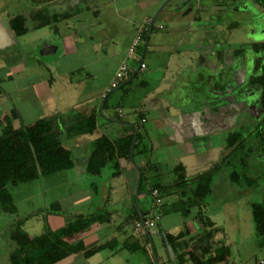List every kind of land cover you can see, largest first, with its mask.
Instances as JSON below:
<instances>
[{"label":"crops","instance_id":"crops-1","mask_svg":"<svg viewBox=\"0 0 264 264\" xmlns=\"http://www.w3.org/2000/svg\"><path fill=\"white\" fill-rule=\"evenodd\" d=\"M164 1L165 0H113V5L116 6V17L122 20L123 23L131 25L130 29L124 33L127 42L122 49L119 47V42L122 43V41L118 39L119 32L117 28L118 24L116 22H114L113 30L115 31V36L112 37L110 43L108 42L105 44L99 32L96 31L97 28H99V25L103 26L102 21L105 15L101 7H99L94 12L82 14L79 23L75 22L72 18V15H70L68 18H61L60 21L57 19L55 22L52 21V23L49 24L50 21L48 20L51 19V15L49 16L47 23H45L49 25L41 29H33L35 32L37 31L39 33L41 31L47 32L43 41H46V43H49V45L51 44V46L46 48V45L44 50L48 49V51H45V53L43 52L41 55L51 56L49 59H37L35 60L36 62H34L35 64L33 66L30 65L28 67L26 64L15 63L12 61L19 55H16L17 53L0 56V83L10 82L13 84L15 88L14 92L18 93L16 95V98L18 99L17 102H19V104H21L23 107H27V113L31 112V109L34 105L30 99L31 97H23V95H20V93L23 94V92L29 88H31V91L32 89L35 90V100L39 102L38 106L43 110L42 116L49 121L52 130L60 135L62 141L61 147L65 146L67 149L72 151L74 167L59 171L57 173H70L68 174V179H71L73 176L77 177L79 175H82L83 178H86V176L88 177L87 174H90L92 176V180L89 179V181H91L90 185L95 186V191L99 190L100 187H105L107 190L108 195L101 196L98 207L96 208L97 212L95 213H99V210L104 208L103 212L95 214L90 213L89 208L85 209L83 207H78L76 210H79L80 212H72L68 217L70 221H75L80 217H88L95 214L93 216H98L100 219L92 223L81 233H77L68 238H63L59 241L61 246L82 242L87 249L69 255L65 259L55 264H90V259H96L105 251H109V253L104 254V259L102 258L100 261L93 264H114L117 255L122 257L118 264H133L131 258L135 253L140 251H143V253L148 256L149 247L147 240L149 237L145 230L138 231L137 228H135L137 223L141 222L140 215L139 219H137L136 213L138 214L139 212L143 211L145 212V215L143 216L150 214L149 212L151 209L148 210L147 208L141 207L140 202L143 199L148 200V196L152 194L150 191L151 186L155 184H161L163 186L161 192L166 190L170 194L173 191L175 192L174 195L173 193L171 194V199L173 200L172 208H174L175 211L172 212L171 209H169V206H166V212H164V209H162L163 215L161 220L163 225L161 228L158 225V229L153 233L154 237L158 236L160 238L162 250L163 253H165L163 254V257H160L157 254L155 243L153 242L155 250L154 256L155 258H157V256L159 258V260H156V264H168L170 253L168 251L166 240L169 241V244L173 248L174 262H179V264H193V261H191L190 258L191 255L195 253L192 248H196L198 245V241L194 238V236L198 233V228H200L197 227V225L200 226L198 222L202 220L197 217V213L195 215H193V213L197 209L198 216L201 217L199 212L200 209H204V207L199 208L196 206L189 208V212H187V214L186 211L184 213L180 210H183V202L186 200V197H190L192 195L194 188L187 189V185L177 190L174 189L175 187L170 188L174 182L163 183L159 181L158 183L150 184L151 179L147 176L149 169L154 165L158 167L161 164V160L157 162L152 160H150L151 162H147V160H145L139 165L135 163L136 156H141L142 154L149 152L153 153L158 149L161 150L163 147H167L169 150L170 148H178L182 150V147L185 145L184 142L188 140V138L182 139L178 136H175L174 134H171L169 130L173 131V129L168 126L169 119L181 116L183 117L185 123H194L195 116L193 114L191 115L186 112H175V109L172 110V106L170 107L171 109H166L168 102L165 98L166 96L163 95V92H165L164 90L167 86H165L167 79L166 75L153 91L155 94L157 93L159 95L157 96L159 100L156 101L155 105H153L151 108H145L144 106L146 105L142 104L144 110H141L142 112L145 111L146 114L151 109L158 111V108H160L159 104H162L161 107L163 108V113L161 116L164 118L160 119L158 115L156 119L158 120L159 124L162 123V125L165 126H152V128H146V126H144L139 128L137 133L140 135L138 149V152L140 153H138L135 149L133 150L132 144L130 155H128L130 146H124L121 149H117L112 158L107 157L109 158L107 159V164L101 169L100 172L91 174L88 171V162L96 149V142L98 139L106 136L111 141V143L114 144L116 140H122L123 138H126L135 132L130 128V126H119L116 122H112V120L108 118L105 119L104 117L105 120L99 119V116H102L101 108L104 101V95L106 94L110 85H102L98 80H100L101 76L106 74L107 71L113 72V75L115 76L118 68L128 58V49L133 43V40L135 37H137L140 31L144 29L147 21L153 16L155 11ZM134 8H139V12H137L134 16H127L128 14L125 16L123 15V12L125 13L129 10L133 11ZM62 12L63 11H60V13ZM91 13H93L92 18L90 16ZM1 16L3 17L4 14H0V20ZM61 28L64 29L63 32V29ZM169 30L171 31H167L165 33V42H163V39L159 38L160 35H155L152 48H150L152 43L151 37L149 51L152 53L157 52L158 49H164V45L168 42L172 44L174 41H176L177 33L173 32L172 29ZM5 35H8V32L5 33L0 28V50H5L6 48L9 50L11 43L10 41L13 40L15 42L14 45H20V38L17 40L12 35L11 37L8 36V39L5 37ZM187 37V35L181 37L183 43L188 41ZM21 39L24 38L21 37ZM35 52L36 48H33V50L30 52L33 57L36 56ZM176 56V54L170 56V60L167 62L168 69L165 73L169 72V68L172 65L174 66L176 63H178L177 61H174L175 63L173 62ZM185 57L188 60L190 57L189 53H185L184 58ZM9 60H11L10 64L7 63ZM109 60L113 62L110 64ZM36 68L40 70L38 73L35 72L37 73V75H35L37 78H34L36 81L30 83L27 85V87H18L20 84L21 75L26 74L28 71L33 72ZM113 80L114 79H112V82ZM167 89H170V84L167 86ZM3 91L5 93L4 95L6 99H8V89L3 88ZM160 99L163 100L160 101ZM3 102V99L0 97V104H3ZM9 104L8 111L4 114H1V121L5 122L7 128L12 131L20 129L21 127H31L35 125L36 122L25 125L22 122V119H19L20 117L14 116V112L18 106L14 98L9 101ZM111 108L112 111H114L113 105H111L108 109ZM10 112H13L14 114ZM118 114L124 117V110L122 107L118 109ZM92 116L96 117L97 122V129L93 134L72 136L69 133L68 128L72 123H65V120L75 119L74 122H77L83 118H89ZM110 117H113V115H109V118ZM145 117V115L142 116V118ZM197 120L202 121V118L199 116ZM56 123L58 126L55 125ZM125 123L135 122L128 121ZM194 125L195 124H193V127L197 133L195 135V139L197 137L200 138L204 133V130L202 129V126ZM155 130L160 132L158 135L159 138L154 135ZM2 135L3 132L0 137ZM204 136H206V134ZM182 151V155L178 161L189 167L187 163V160L189 159L188 156L193 152L182 153ZM173 153L174 152L172 151V154ZM80 172H82V174ZM139 172H141L142 176H144L146 182L145 190L141 195H139V205H137V202L134 204L131 199L132 196H136V190L139 182ZM186 175L187 177H193L192 174ZM118 180L121 182L118 183ZM183 193H187V196H184L185 198L182 197ZM126 196L129 197L128 202L126 201ZM74 206L76 205L74 204ZM81 208H83V211ZM60 214L62 213H59V211L54 209H51L50 213L48 214V222L50 227L53 228L52 231L54 232L65 227V220L63 221V218L65 219V217L63 216V218H61L60 216L63 214ZM165 215L169 220L163 219ZM172 216H177L179 218L178 221H175ZM159 233H161V235ZM161 236L163 238H161ZM170 236L174 238V242L172 243L169 240ZM221 237L223 236H220L217 233L215 239L220 240ZM140 241H144L145 245H141ZM148 241L150 242V240ZM89 252L91 253L88 254ZM232 254L233 253L231 251V255L227 256V258H232ZM214 255L215 254L212 253V251L208 254H204L202 251H199L198 254L200 259L203 261H205L206 256L211 258ZM140 261L138 263L134 262V264H144V262L140 263ZM226 261L216 264H227ZM233 262L238 264L236 260H233Z\"/></svg>","mask_w":264,"mask_h":264},{"label":"rangeland","instance_id":"rangeland-1","mask_svg":"<svg viewBox=\"0 0 264 264\" xmlns=\"http://www.w3.org/2000/svg\"><path fill=\"white\" fill-rule=\"evenodd\" d=\"M43 1L45 0H39L38 2H35V0H0V13H4L5 14L4 16H6L3 17L4 20L2 22L4 23V25L8 26L7 25L8 15L26 14V16L28 17L29 14L27 13L31 11L32 9L31 7L36 6L37 3L39 4V2H43ZM103 1L104 0H102L101 2ZM181 1L183 0H174L160 14L159 18L157 19L154 25L155 27H154L152 43L150 48H152V44L154 42L153 39L155 38V35L157 34L160 35L159 38L163 39V42H165L166 41L165 33L169 29H172L174 24L180 25V23H185L187 21L189 22V19H184V20L179 19L180 13L178 11L175 12L172 11L174 5H177ZM211 1L212 0H203L204 4H207V2H211ZM219 1H225V0H215V2H219ZM59 2L60 1L51 5L53 9H56L55 6L58 8L63 6V3L62 2L59 3ZM212 2H214V0ZM66 4L65 7L67 8ZM87 4L90 5V2ZM109 4L110 3L106 4L105 7H101L102 11L105 13L102 21L103 26L99 25V28H97L96 31L99 32L105 44H107L108 42L110 43L112 37L115 36V31L113 30H114V22H116L118 24L117 28L119 32L118 39L122 41V43L119 42V47L122 49L124 48L127 42L124 33H126L130 29L131 25L127 23H123L122 20L116 17L115 15L116 6L113 5V3L111 5ZM84 5L80 6V9H82ZM209 5H211V3H209ZM209 5L207 4L206 7ZM66 8L65 10H67ZM68 12L71 14L70 10ZM137 12H139V8L136 9L134 8L133 11L129 10L126 11L125 13L123 12V15L125 16L126 14H128L127 16L131 17L132 15L134 16ZM35 14L36 13H33V15H30V17L34 18ZM92 15L93 13H91L90 15L91 18ZM236 15H237L236 16L237 19L242 18L239 17L240 13ZM37 20H43V19L38 17ZM203 21L206 22V20ZM36 25L37 24H34L31 21V19L28 18V28L30 29L29 33H27L26 36L22 37L24 39L21 38L19 39V41L21 42L19 46L14 45L15 44L14 40L10 41L11 48L9 50L6 49L0 50V56L17 53L16 55L18 54L19 55L16 57L15 61L13 62L26 64L28 67L30 65L33 66L35 64L34 62H36L35 60L37 59H43V58L49 59L51 56L41 55L43 45L46 43V41H43V39H45L46 37L45 34L47 32L41 31L39 33L37 31L35 32L34 30L32 32L31 27H34ZM161 26L162 28H160ZM204 29L206 30L205 32L207 33V36H209L208 32L210 31L211 28L207 25L205 26ZM243 30L245 31L242 32L241 34L235 33V35L233 34L232 36L234 43L231 44V47L234 50L240 48L241 43L239 42H247V41L249 42L252 41L253 39L251 36L248 35L250 33L248 26H246V28H244ZM63 31L64 29L62 30V32ZM164 46H165L164 49L162 50L158 49L157 52L154 53L148 51L145 56V64L147 65V69L140 71L133 82L129 84H125L123 87L114 90L110 94L107 102V108L102 112V116L101 115L99 116L100 120H105L104 117L106 116L109 115L114 116L118 114V109L122 107V109L124 110V117H122V120L124 122H128V121L135 122L136 117L138 116L137 110L142 107V104L146 105V107L148 108L149 107L151 108L153 107V105H155V102L159 100L157 98V96L159 95L157 93L155 94L153 91L156 89V87L159 85V82L165 77V75L167 77L165 86L166 85L169 86V84L171 85L172 83V80L170 79L171 73L172 72L176 74L178 73V71L175 69V66L177 67H179V65L182 66L183 70L186 71V73L183 72V75H185L184 78L187 80L188 75L186 74L188 70L187 67L184 65L187 64V61H185L184 59V54H185L184 49L188 47H186L185 45L183 46L179 45V41L178 43L176 42L172 44L168 42ZM33 48H36V52H35L36 56L34 57L32 56L31 53H29V51H32ZM192 49H193L192 46H190L189 50L187 51H192ZM173 53H177L176 54L177 56L176 58H174L173 62L177 61L178 63H176L174 66L172 65L169 68V72L165 73L166 70L168 69L167 62L170 60V56L174 55ZM10 62L11 60H9L7 63L10 64ZM112 62L109 60L110 64ZM188 63L189 64L187 65H190L191 67L192 66L191 61ZM256 63H257L256 65V69H257L258 66L261 64V62L258 60ZM138 65H139L138 63H134L135 70L138 68ZM39 71L40 70L36 68L34 69L33 72L28 71L26 74L21 75V78L23 79L20 78V84L18 87L20 88L27 87V85L36 81L34 78H37L35 75H37ZM179 74H181V71L179 72ZM256 74L257 75L261 74V71L258 70ZM114 77L115 76L113 75V72L107 71V73L102 75L100 80L98 81L102 85H107V84L110 85ZM143 81H146L147 84L143 85L142 84ZM167 86L164 90L165 92H163V95L169 98L170 100H172V102H174L176 100L174 92L169 93V89H167ZM3 88L8 89L7 91L9 93L7 94L8 99H6L4 95L5 93L3 91ZM14 90L15 88L13 84H11L10 82L0 83V97L4 101L3 104H0V135L2 134V132H4V129L6 127L5 122L1 121V117H2L1 114L2 113L4 114L5 112L8 111V107L10 105L9 101L12 98H14L16 104H18L17 109L15 110L16 114L14 116L20 117L19 119L20 120L22 119V122L25 125H29L33 122L37 123L38 121L45 119V117L42 116L43 110L38 106L39 102L35 100L36 97L35 90L32 89L31 91V88H29L28 90H25L23 94L20 93V95H23V97H31L30 99L34 106L31 109L30 113H27V107H23L21 104H19V102H17L18 99L16 98V95L18 93L14 92ZM162 100L160 99V101ZM250 103L254 105L255 108L249 105V107L243 108L237 111L236 113H233V115L221 114V116L218 119L211 116L210 118L207 119L206 123H204L203 125L199 124L200 126H202V129L204 130L202 136H204L205 134L207 136L208 133L214 131H222L223 135L221 137H219V135L212 137V143L215 146L219 145L218 146L219 150L213 151L212 153L194 152L192 154H189L188 156L189 159L187 160V163L189 168L191 169L190 170L191 172H193L195 169H200V171L205 170L212 165L211 163L214 160H218L217 162H220L221 160L220 158L222 156L224 159V156L230 153L231 149L225 148L224 146L226 144L225 142L227 136V133L225 132L226 130L230 131L232 128L237 129L239 125H243V124L249 126L251 123L254 122L260 123L264 121V110L260 106L261 100L259 96H255L252 99H250ZM111 105L114 106L113 109L114 111H112V108L108 109ZM161 106L162 104H159V107ZM179 107L180 106H178L177 104L176 107H173L172 110L174 109L178 110ZM142 109L144 108L142 107ZM160 114L162 113L157 110L154 109L149 110V112L146 114L147 122L144 124V126H146V128H152V126H165L162 125V123L159 124L158 120L156 119ZM74 121L75 119H69V120H65V123L71 124ZM193 124L185 123L183 117L181 116L177 118H171L168 120V126H170V128L173 129V131L169 130L171 134H174L175 136H178L182 139L188 138V140L184 142L185 145L182 147L183 150L182 153L192 152L194 147H196L194 141H197L199 137L195 139V135L197 133L193 127ZM55 125L58 126L57 123ZM253 131L254 129H252L251 132L246 133L244 135L243 141H247L253 135ZM159 133L160 132L155 130L154 135L158 137ZM238 142L239 141L236 142L235 148L237 147ZM259 142H260V137H258L255 141L252 140L250 145H252V143L253 145H255V143H257L258 145ZM222 146L224 147L221 148ZM249 147L245 148V150L243 149L237 156L234 157L235 160L234 159L233 160L235 162L234 165L236 166V168L228 164L224 165L223 167L221 166L222 168L220 167L221 168L219 169L220 172L217 174L215 178V182L213 183V192L211 195L212 205L209 203V206H213L215 205L214 203L216 200L222 198L219 201L220 202L219 207L214 209L210 217L218 227V234L220 236H223L221 237V239L224 240L222 242H220L219 239H217L216 241L215 240L212 241L213 246H215V248H218L220 246L230 248L233 253L232 254L233 259L231 257L230 259L227 258L226 261L227 264H236V262H233V260H236L238 264H261V262L264 261V247H262L264 246V241L261 240L264 238H262V236L259 237L253 216V209L251 206V204L254 202L264 203V155H262V152L260 153L257 151L251 153ZM235 148L233 149L232 153L234 152ZM171 149H173L174 152L173 154L170 152V150L167 147H163L161 148V150L158 149L153 153L149 152L142 154L141 156H136L135 163L138 165L145 160H147V162H151L150 160L156 162L161 160L160 161L161 164L158 166L159 171L153 168V167H157L156 165L152 166L149 169L147 176L151 179L150 184L152 183L155 184L158 183L159 181L163 183H167V182L173 183L177 179V176L172 172V168L175 164L174 158L176 157L178 160L182 154L180 150H176L175 148H171ZM136 151L138 152L137 149ZM196 171L198 172L199 170ZM80 173L82 174V172ZM234 173L238 174V183L236 184L234 183L232 177ZM57 174L58 173L53 175H46L40 177L37 180L23 182L18 186H13V185L7 186V190L12 197L15 211H6L3 209V206L0 204V264H11V256L18 248V243L13 239L14 232L19 231L21 234H23V238L25 239L29 237L33 238L40 236L48 230L52 231L53 228L50 227L48 222L49 221L48 214L50 213L51 209L57 210L59 211V213H62L63 215L60 214L62 215L60 217L61 218H63V216L65 217V219L63 218V221L65 220L64 221L65 226H68V224L74 222L69 220L68 218L69 215H71L72 212L74 213L80 212L79 210H76L78 207L79 208L83 207L85 209L89 208L90 213H95L97 212L96 208L98 207V203L101 196L108 195L105 187H100L99 190L95 191V186L90 185L91 181H89V179L92 180V176L90 174H87L88 177L86 176V178H83L82 175H79L77 177L73 176L71 177V179H68V174L70 173L67 174L60 173L58 175ZM187 178L189 180V182L187 183V189L195 188L197 183L195 181L196 177H192V178L187 177ZM117 182L119 183L121 181L118 180ZM172 193L174 195L175 192L173 191ZM171 194L167 190L161 192L160 195L163 198L162 204L156 206L155 209L151 211V214L153 216L159 217V219L157 220V224L159 225L160 228L163 225L162 224L163 222L161 220L163 215L162 209H164L163 211L166 212L165 208L166 206L167 207L169 206V209H171L172 212L175 211V209L172 208L173 200L171 199ZM131 200L135 204L137 202L136 196H132ZM126 201L127 202L129 201L128 196H126ZM140 203H141L140 204L141 207L150 210L153 207V203H155V200L151 195H149L148 200L143 199L141 200ZM74 204L76 206H74ZM7 207L9 208V205H7ZM83 208H81L82 211ZM103 210L104 208L99 210V213L103 212ZM180 211L184 212L183 210ZM187 212H189V209L186 210V214ZM209 212H210V207L208 208L206 207L205 210L200 209L199 215H201V217L198 216L197 209L194 211L193 215L197 213V217L202 219L206 214L209 215ZM99 213H95V214H99ZM166 215L165 217H163V219L169 220L167 219ZM173 218L175 221H178L179 219L177 216H174ZM20 220H25V222ZM198 224L200 225L199 226L200 228H198L197 230L198 233L195 234L194 236L196 240H199L200 236L209 232L207 227H204L205 223L203 222V220L198 222ZM135 228H137V225ZM157 229L158 228H152V231H156ZM215 235H217V231ZM153 241L155 243V249L157 250V254L160 257L161 256L163 257V254L165 253H163L160 238L158 236H155ZM147 243L149 247L148 256H146L143 253V251L135 253L134 256L131 258L133 264L134 262L138 263L140 260H141L140 263L144 262V264H154V263L156 264V260H159L158 256H157L158 259L155 258L154 256L155 250H153L151 246V242L147 241ZM140 244L145 245V242L140 241ZM198 248H200V246H197L196 248H192V250ZM108 253L109 251H105L102 255L98 256L96 259H90V264H93L95 262L97 263L102 258L104 259L103 257L104 254H108ZM207 257L208 256H206L205 259L206 261L209 259ZM121 258L122 257H119L117 255L114 264H118ZM168 264H179V262H174L172 256L169 255Z\"/></svg>","mask_w":264,"mask_h":264},{"label":"flooded vegetation","instance_id":"flooded-vegetation-1","mask_svg":"<svg viewBox=\"0 0 264 264\" xmlns=\"http://www.w3.org/2000/svg\"><path fill=\"white\" fill-rule=\"evenodd\" d=\"M38 1L39 0H35V2ZM58 1L62 2L63 6L59 8L55 6L56 9H53L51 5L57 3ZM101 1L102 0H45L43 2H39V4L37 3L36 6H32L31 11L27 13L29 14L28 17L26 16V14L8 15L7 17L8 26L4 25V23L2 22L4 20L3 17L6 16L3 17L1 16L0 28L5 33L8 32V35H5L6 38L9 39V37L13 35V37L18 40L19 38L29 33L30 29L28 28V18H30L34 24H37L36 26L31 27L32 30L41 29L51 24L52 21L55 22V20H53L55 16L60 17L66 15V17L68 18V16L70 17V15H72L73 20L79 23L82 14H88L89 12H94L99 7L102 6L105 7L106 4L110 3L109 5H111L113 3V0H107V1L104 0L103 2ZM166 1L167 0H165L158 7V9L155 11L153 16L147 21L144 29L141 30L140 33L137 35V37H135V39L133 40V43L128 49V58L124 62L128 66L127 74L125 75V77H123L117 82L116 86L112 87V84L116 81V74L118 72L117 70L115 77L113 78L114 79L113 82L110 84V87L108 88L106 94L104 95V101L102 104L101 112H103L107 108V102L109 96L114 90L123 87L125 84H129L133 82L140 71L147 69V65L145 64V56L149 51V45L151 43V37L153 36L154 27H155L154 25L157 20L153 25L152 34L147 46V50L144 54L147 35L149 32V28L153 22L155 14ZM173 1L174 0H172L171 2ZM212 1L207 2L208 5L209 3H211V5L206 7L207 4H204L203 0H183L179 2L177 5H174L172 10L173 12L178 11L180 13V16L177 14L179 16V19L181 20L189 19V22L187 21L185 23H180V25L174 24L172 30L173 32L177 33L176 34L177 39L176 41H174V43L176 42L178 43L179 41V45L181 46L185 45L186 47H188L184 49V53H189L190 57L188 58V60L186 59V57L184 59L185 61L187 60V64H189L188 62L191 61L192 66L190 67V65L184 64L188 70L186 75H188L189 78L187 76V80L184 78L185 75H183V72L186 73V71L183 70L182 66L179 67L175 66V69L178 71V73L176 74L172 72V75L170 76L172 80L171 83L172 86L170 85L169 93L174 92L176 100L172 102V100L165 97L168 102V106H166V109H169L171 106L173 109V107H176V105L178 104V106H180L181 108L179 107L178 110L175 109L174 111L178 113L186 112L191 115L193 114L195 116L194 124L196 126H200L199 124L203 125L204 123L207 122V119L210 118L211 116L218 119L221 116V114L233 115V113H236L237 111L243 108L249 107V105L254 107V105L250 103V99H252L255 96H259L261 100L260 106L264 110V83L262 81L264 80V0H225L219 2H215V0L214 2ZM89 2L90 5L87 4ZM171 2L167 6H169ZM65 4L67 8L65 7ZM82 5L84 6L82 7V9H80V6ZM64 7L67 10H65ZM166 7L162 10V12L166 9ZM58 10L63 12L60 13V11ZM69 10L71 11V14L68 12ZM33 13H36L34 18L30 17V15H33ZM238 13H240L239 17H242L240 18L241 20L237 19L236 17L237 16L236 14ZM0 14H4V13H0ZM49 16H51V19H49ZM159 16L157 17V19L159 18ZM20 17L25 19V27L27 29V32L24 35L18 36V34L16 33L13 27V21H15L17 18ZM38 17H40L43 20H37ZM60 19L61 18H59L58 21H60ZM47 20L50 21L49 24H45L47 23ZM203 20H206V22ZM207 25L211 28L210 31L208 32L209 36H207V33L205 32L206 30L204 29L205 26ZM246 26L249 27V31H250L248 35L251 36L253 39L252 41L249 42L248 41L239 42L241 43L240 48L234 50L231 47V44L234 43L232 36L233 34L235 35V33L241 34L242 32H244L245 30L243 29L246 28ZM160 28H162V26ZM168 31L170 32L171 30ZM184 35L188 36L187 37L188 43L182 42L181 37H184ZM45 46L47 48L48 46H51V44L49 45V43H45L43 45L41 54L43 52L45 53V51H48V49L44 50ZM190 46H192L193 48L192 51H187L189 50ZM30 52L31 51H29V53ZM15 59H13L12 61H15ZM258 60L261 62V64L256 69V65H257L256 62ZM134 63L139 64L136 70L134 69ZM140 64L141 67L139 69ZM258 70L261 71V74L259 75L256 74ZM180 71L181 74H179ZM142 84L145 85L147 84V82L143 81ZM144 107L146 108V106ZM141 110L142 107L137 110L138 116L136 117L135 123H125L122 120L123 116L117 114L110 118L109 116H106L105 119L108 118L112 120V122H116L117 125L119 126H130V128L136 132L135 133L132 130L134 132L132 135H134L135 137L139 136L140 138V135L139 133H137V131L139 130V128L144 127V124L147 122L146 117L142 118L143 115L146 116V112L145 111L142 112ZM158 111L163 113V108L162 107L158 108ZM199 116L202 118V121L197 120ZM159 118L161 119L164 117H162L160 114ZM252 129H254L253 135L247 140L248 143L247 141H243L244 135L246 133L251 132ZM225 132L227 133V136L225 140L226 144L224 146L225 148L231 149L230 153L224 156L225 160L223 159L222 156L220 158L221 159L220 162H217L218 160H214L211 163L212 165L207 169L201 171L200 169H195L193 173L190 171L191 169L189 167L185 166L183 163L178 161L180 158L178 160L177 158H174L175 164L172 168V172L175 174L174 171L176 167L182 166L181 171L182 170L185 171V174L192 173V176L196 177V180L194 179L196 182L198 181V178L203 174L212 175L213 181L211 183V192L204 201V203L201 206H197V207L199 208L204 207L203 210H205L206 207L207 208L210 207L209 215L206 214L202 218L203 222L205 223L204 227H207L209 232L200 236L199 239H203L207 237V239H205L202 246L209 247L210 252L212 251V253L214 254H215L214 251H216V249L218 248H215V246H213L212 241L214 240L216 241L215 234L216 231L218 233V227L210 216L211 213L214 211V209L219 207L220 204L219 201L222 198L216 200L214 203L215 205L213 206H209V203L210 204L212 203L211 195L213 192V183L215 182V178L217 174L220 172L219 169H221L224 165L227 164L230 166L232 165L233 167L236 168V166L234 165L235 164L234 157L237 156L243 149L245 150V148L249 146L251 153L257 151L260 153L262 152V155H264V121L260 123L254 122L251 123L249 126L245 124L239 125L237 129L232 128L230 131L226 130ZM208 134L207 136H204L202 138L197 139V141H194L196 147H194L192 151L193 153L194 152L212 153L213 151L219 150L218 148L219 145L215 146L212 143V137H215L217 135L221 137L223 135L222 131H214ZM258 137H260V142L258 143V145L257 143H255V145H253V143L252 145H250L251 141L252 140L255 141ZM232 140H234V143L231 145L230 141ZM237 141L239 142L237 143V147L235 148V144ZM224 146H222L221 148H223ZM234 148L235 150L232 153ZM175 149L180 150L178 148ZM172 151L173 150L170 148L171 153ZM153 168L159 171V167H153ZM196 170L199 171L197 172ZM232 177L234 183L235 184L238 183V174L234 173ZM173 184L171 185L170 188H174V187H175L174 189L181 188ZM253 204H261L264 206V203L261 202L258 203L254 202L251 204V206ZM153 209H154V204L149 213H151ZM144 217L146 216H143V218ZM20 221L25 222V220H20ZM157 227L158 224L156 223V225L153 228H157ZM197 227L199 226L197 225ZM149 232L151 234L152 242H154L153 241L154 231L150 229ZM159 234L161 235V233ZM161 238L163 237L161 236ZM262 238H264V236H262ZM221 240L223 241V239H220L219 241L222 242ZM261 240L264 241V239ZM199 250L200 252L202 251L201 247L193 251L196 255H198ZM230 255H231V250H230ZM261 264H264V261H262Z\"/></svg>","mask_w":264,"mask_h":264},{"label":"trees","instance_id":"trees-1","mask_svg":"<svg viewBox=\"0 0 264 264\" xmlns=\"http://www.w3.org/2000/svg\"><path fill=\"white\" fill-rule=\"evenodd\" d=\"M62 17L66 18V15L55 16L53 20ZM13 27L18 36L27 32L24 18L20 17L13 21ZM262 81L264 83V80ZM96 129V117L92 116L72 123L68 131L72 136H81L93 134ZM134 138V135H130L122 140H116L114 144L106 136L98 139L96 149L88 162L89 173L100 172L107 164V159H109L107 157L112 158L117 149L129 145L130 151L128 155H130ZM139 139L138 136L134 146L135 150L139 149ZM233 143L234 140L230 141L231 145ZM61 145L60 135L52 130L47 119L38 121L34 126L21 127L12 131L5 127L3 135L0 137V204L4 210L15 211L12 197L7 190L8 185L18 186L23 182L37 180L41 175H52L74 167L72 151L65 146L61 147ZM181 169L182 166H179L174 171L177 179L173 185L178 187H184L189 182L185 171H181ZM212 181L211 174H203L198 178L197 185L190 197H186L187 193L182 194V197H186V200H183L184 212L189 208L201 206L204 203L211 192ZM145 182V178L142 176L139 195L145 190ZM157 189L161 194L163 186L161 184L152 185L150 191L152 193ZM7 205H9V208ZM252 208L257 232L260 236H264V206L253 204ZM144 213L143 211L136 213V218L139 219V215H145ZM99 219L100 217L93 215L80 217L56 232L48 230L40 236L25 238L26 240L19 231L14 232L13 239L18 243V248L11 256V264H55L69 255L86 250L87 248L82 242L61 246L59 241L81 233ZM205 239L207 237L199 239L198 245L204 254H208L210 253L209 247L202 246ZM169 240L171 243L174 242L172 236L169 237ZM229 255L230 248L221 247L216 249L215 255L207 261H203L196 254H192L190 259L193 264H216L225 262Z\"/></svg>","mask_w":264,"mask_h":264},{"label":"built area","instance_id":"built-area-1","mask_svg":"<svg viewBox=\"0 0 264 264\" xmlns=\"http://www.w3.org/2000/svg\"><path fill=\"white\" fill-rule=\"evenodd\" d=\"M127 70H128L127 64L124 63L120 66L116 74V81L112 84V87L116 86L117 82L123 77H125V75L127 74ZM151 195L155 200V203H153L154 207L162 204L163 198L160 195L159 190H154ZM158 219H159L158 216H153L150 213L148 216L144 217L145 225H143L142 222L137 223V230L144 231L146 229L148 230L152 229L156 225Z\"/></svg>","mask_w":264,"mask_h":264},{"label":"water","instance_id":"water-1","mask_svg":"<svg viewBox=\"0 0 264 264\" xmlns=\"http://www.w3.org/2000/svg\"><path fill=\"white\" fill-rule=\"evenodd\" d=\"M171 1H172V0H167V1H166V2L160 7V9L157 11V13L155 14L154 19H153V22H152V24H151V26H150V28H149V32H148V35H147V41H146V44H145L144 54H145V52H146V50H147V46H148V43H149V40H150V37H151V34H152L153 25H154L155 21L157 20V17L159 16V14L162 12V10H163V9H164V8H165V7L171 2ZM144 54H143V56H144ZM140 67H141V64H140V66H139V69H140ZM136 141H137V137L134 138V142H133V150H134V146H135V144H136ZM39 172L41 173V170H40V169H39ZM41 177H42V175H41ZM141 180H142V174H141V172H139V182H138V187H137V190H136L137 205H139L138 197H139V186H140ZM140 217H141V222H142V224L145 225V220H144V218H143V215H140ZM145 231H146V233H147V235H148V237H149V240H150V242H151V246H152V248H153V250H154L153 242H152V239H151V234H150V232H149L148 229H146ZM166 243H167L168 251H169L170 255H171L172 258H173V257H174L173 248H172V246L169 244V241H168V240H166Z\"/></svg>","mask_w":264,"mask_h":264}]
</instances>
